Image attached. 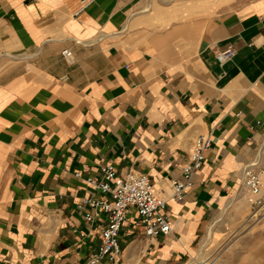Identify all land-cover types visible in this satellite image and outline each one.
<instances>
[{
  "label": "crops",
  "instance_id": "1",
  "mask_svg": "<svg viewBox=\"0 0 264 264\" xmlns=\"http://www.w3.org/2000/svg\"><path fill=\"white\" fill-rule=\"evenodd\" d=\"M86 1L0 0V264H85L106 216L89 224L79 204L110 197L86 182L107 164L147 174L173 222L147 237L132 208L118 264H182L251 210L238 198L264 166V0ZM200 135L212 146L179 199Z\"/></svg>",
  "mask_w": 264,
  "mask_h": 264
},
{
  "label": "built area",
  "instance_id": "2",
  "mask_svg": "<svg viewBox=\"0 0 264 264\" xmlns=\"http://www.w3.org/2000/svg\"><path fill=\"white\" fill-rule=\"evenodd\" d=\"M91 0H87L89 3ZM237 54L233 46L217 53V59L221 64L232 60ZM63 55L71 58L73 53L65 49ZM212 146V138L200 135L196 138L189 163L184 167V180L174 181V195L183 199L192 186L193 174L202 167L206 156L205 153ZM264 166L256 167L252 164L244 170L243 186L250 192L249 201L253 206L263 204L259 194L262 190V174ZM80 176V173H76ZM117 178V170L113 164L103 167V177H87L86 182L102 194L109 195L108 199L98 197L83 198L79 204L80 208L89 207L85 213L87 223H94L102 218L104 223L101 227V242L95 249L90 259L85 264H100L108 261L109 264H118V257L123 253L124 247L120 241L124 222L127 220L132 208L136 209L143 231L147 237L154 238L169 235L173 231V222L167 212V201L161 197L155 188L151 178L147 174L127 173ZM114 181V182H113Z\"/></svg>",
  "mask_w": 264,
  "mask_h": 264
},
{
  "label": "rangeland",
  "instance_id": "3",
  "mask_svg": "<svg viewBox=\"0 0 264 264\" xmlns=\"http://www.w3.org/2000/svg\"><path fill=\"white\" fill-rule=\"evenodd\" d=\"M263 181V180H262ZM245 190V191H244ZM247 198L244 187L239 200ZM235 201L232 200L231 204ZM260 206H251L249 215L233 226L221 228L220 240H217L214 224L209 227V237L201 236L197 248L199 251L182 264H264V199ZM214 231V232H213ZM209 238V240H208ZM120 241L121 236H120ZM214 241V242H211Z\"/></svg>",
  "mask_w": 264,
  "mask_h": 264
},
{
  "label": "bare ground",
  "instance_id": "4",
  "mask_svg": "<svg viewBox=\"0 0 264 264\" xmlns=\"http://www.w3.org/2000/svg\"><path fill=\"white\" fill-rule=\"evenodd\" d=\"M264 186V182H263V184H262V187ZM247 190V189H246ZM245 191V190H244ZM250 192H248L247 191V197H248V199L250 198ZM202 264H211V263H205V262H203Z\"/></svg>",
  "mask_w": 264,
  "mask_h": 264
}]
</instances>
